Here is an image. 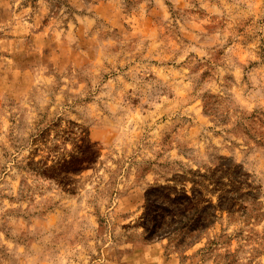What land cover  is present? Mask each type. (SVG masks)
<instances>
[{
  "label": "rangeland",
  "instance_id": "1",
  "mask_svg": "<svg viewBox=\"0 0 264 264\" xmlns=\"http://www.w3.org/2000/svg\"><path fill=\"white\" fill-rule=\"evenodd\" d=\"M0 264H264V0H0Z\"/></svg>",
  "mask_w": 264,
  "mask_h": 264
}]
</instances>
